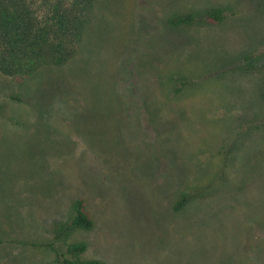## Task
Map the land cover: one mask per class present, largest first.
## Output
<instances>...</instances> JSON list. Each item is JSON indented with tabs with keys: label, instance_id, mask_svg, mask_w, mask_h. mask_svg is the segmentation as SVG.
<instances>
[{
	"label": "rangeland",
	"instance_id": "1",
	"mask_svg": "<svg viewBox=\"0 0 264 264\" xmlns=\"http://www.w3.org/2000/svg\"><path fill=\"white\" fill-rule=\"evenodd\" d=\"M245 4L94 0L70 64L0 74V264H56L41 243L103 264H264V18ZM76 201L91 229L55 239Z\"/></svg>",
	"mask_w": 264,
	"mask_h": 264
},
{
	"label": "trees",
	"instance_id": "2",
	"mask_svg": "<svg viewBox=\"0 0 264 264\" xmlns=\"http://www.w3.org/2000/svg\"><path fill=\"white\" fill-rule=\"evenodd\" d=\"M94 0H0V74L23 82L47 68H60L70 64L79 54L85 22L93 9ZM264 2V0H263ZM206 19L222 22L220 12L207 13ZM194 23L191 15L170 19L168 24L180 27ZM11 100L19 101L11 97ZM185 197L176 204L180 210ZM92 221L82 202L73 204L72 215L55 239L73 230L88 231ZM34 246L35 244H27ZM41 248L54 254L56 264H103L101 261H81L78 256L85 244L56 250L52 243H41Z\"/></svg>",
	"mask_w": 264,
	"mask_h": 264
},
{
	"label": "crops",
	"instance_id": "3",
	"mask_svg": "<svg viewBox=\"0 0 264 264\" xmlns=\"http://www.w3.org/2000/svg\"><path fill=\"white\" fill-rule=\"evenodd\" d=\"M237 1V0H236ZM239 1V0H238ZM245 10H250V9H259V13H261V17L264 18V2L263 0H245ZM253 12V10H251ZM255 13V11H254Z\"/></svg>",
	"mask_w": 264,
	"mask_h": 264
}]
</instances>
